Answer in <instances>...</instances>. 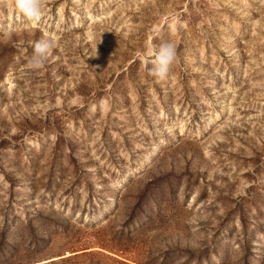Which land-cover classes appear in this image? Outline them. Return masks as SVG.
I'll return each mask as SVG.
<instances>
[{"label": "rangeland", "instance_id": "obj_1", "mask_svg": "<svg viewBox=\"0 0 264 264\" xmlns=\"http://www.w3.org/2000/svg\"><path fill=\"white\" fill-rule=\"evenodd\" d=\"M0 264H264V0H0Z\"/></svg>", "mask_w": 264, "mask_h": 264}, {"label": "clouds", "instance_id": "obj_2", "mask_svg": "<svg viewBox=\"0 0 264 264\" xmlns=\"http://www.w3.org/2000/svg\"><path fill=\"white\" fill-rule=\"evenodd\" d=\"M14 7L27 22H38L43 11V0H13ZM52 50L50 40H41L34 44L33 51L28 60L31 71H39L45 67L46 60ZM97 56V52L96 55ZM179 61L177 46L167 41L154 46V56L144 58L147 73L157 82L165 81L172 66Z\"/></svg>", "mask_w": 264, "mask_h": 264}]
</instances>
